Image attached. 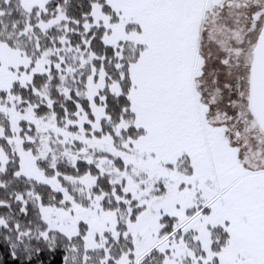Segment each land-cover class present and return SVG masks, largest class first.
I'll use <instances>...</instances> for the list:
<instances>
[{"label":"snow or ice","instance_id":"snow-or-ice-1","mask_svg":"<svg viewBox=\"0 0 264 264\" xmlns=\"http://www.w3.org/2000/svg\"><path fill=\"white\" fill-rule=\"evenodd\" d=\"M0 264H264V0H0Z\"/></svg>","mask_w":264,"mask_h":264}]
</instances>
